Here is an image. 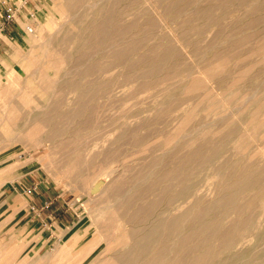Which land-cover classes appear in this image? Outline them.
Listing matches in <instances>:
<instances>
[{"label":"rangeland","instance_id":"1","mask_svg":"<svg viewBox=\"0 0 264 264\" xmlns=\"http://www.w3.org/2000/svg\"><path fill=\"white\" fill-rule=\"evenodd\" d=\"M110 1L33 2L53 41L26 48L22 40V77L0 87V264H91L103 237L117 228L143 233L159 214L176 217L178 236H189L183 243L165 236L164 264L202 254L201 264H264V0ZM116 43L127 53L118 57ZM31 126L40 145L21 139ZM70 140L81 158L72 170L73 146L57 145ZM115 166L124 177L141 171L126 190L157 182L141 204L179 179L190 190L93 239L95 217L112 201L87 205L84 176L106 168V180ZM172 171L174 179H161ZM73 231L81 237L59 251Z\"/></svg>","mask_w":264,"mask_h":264},{"label":"bare ground","instance_id":"2","mask_svg":"<svg viewBox=\"0 0 264 264\" xmlns=\"http://www.w3.org/2000/svg\"><path fill=\"white\" fill-rule=\"evenodd\" d=\"M89 1V0H87ZM110 1V0H109ZM117 0H111L110 3L112 6L116 4ZM97 3V2H93ZM92 3V5H93ZM84 4V3H83ZM82 4V5H83ZM104 5V4H103ZM134 5V4H133ZM94 6V5H93ZM93 6H91L93 8ZM129 7V6H128ZM125 11V10H124ZM122 11V12H124ZM125 15V14H124ZM46 14L42 13V11L38 10L37 14V27L34 29V32L32 34L26 35L23 39V47H30L34 42L41 41L44 44H49L53 41V35L49 34L47 31L46 26L44 25V20H45ZM108 18V17H107ZM132 19V18H131ZM105 20V19H104ZM126 20V19H125ZM161 20V19H159ZM50 25L55 24L53 19L47 20ZM110 21V20H109ZM105 22V21H104ZM102 22L101 24L98 25L96 28V32L101 36L103 30H104V25L105 23ZM107 22V21H106ZM157 22H159L157 20ZM108 24V23H107ZM111 26V25H110ZM130 26V25H129ZM114 27V26H113ZM120 28V27H119ZM93 33V32H92ZM121 34V31L118 29L117 32H113L112 34V39H115L116 36H119ZM47 35V36H46ZM99 35H97L99 37ZM102 37V36H101ZM121 38V37H120ZM118 43V42H117ZM116 43V45H118ZM115 45V44H114ZM125 45V44H123ZM13 49L16 51H21L23 48L16 44L12 43ZM116 48V47H115ZM156 48V47H155ZM129 47L128 45L122 46L118 45L115 52L117 53L118 57L120 55H123L127 53ZM46 51V49H45ZM47 52V51H46ZM51 52V51H50ZM23 53V52H22ZM48 54V53H47ZM162 54V53H159ZM158 55V54H157ZM128 58V57H127ZM126 59V58H124ZM115 60V59H114ZM153 60V59H151ZM118 61V60H117ZM121 61V60H120ZM24 62V61H23ZM140 62V61H139ZM120 63V62H119ZM25 64V63H24ZM45 66H48L50 64L49 61H45L43 63ZM126 64V62H125ZM132 64V63H131ZM130 64V65H131ZM141 64V63H140ZM96 66V65H95ZM149 69V68H148ZM162 69V68H161ZM37 70V69H36ZM98 70V69H96ZM123 71V70H122ZM128 71V70H127ZM149 71V70H148ZM97 72V71H96ZM139 73V71H137ZM99 73V72H98ZM141 73V72H140ZM121 74V73H120ZM136 74V73H135ZM140 75V74H139ZM150 75V74H149ZM165 75V74H164ZM208 74H206L207 76ZM136 76V75H135ZM188 76V75H187ZM190 76V75H189ZM139 77V76H137ZM168 77V76H167ZM203 77V76H202ZM201 77V78H202ZM205 77V75H204ZM203 77V78H204ZM191 78H193L191 76ZM198 78V76H197ZM195 77V79H197ZM200 77L199 79L202 80ZM162 79V78H161ZM167 79V78H166ZM169 79V78H168ZM198 79V80H199ZM170 80V79H169ZM194 79H192L193 81ZM199 80V82H200ZM96 81V80H95ZM165 81V80H164ZM196 81V80H195ZM194 81V82H195ZM204 81V79H203ZM205 79V83H206ZM191 82V80H190ZM110 83V82H109ZM112 83V82H111ZM193 83V82H192ZM201 83V82H200ZM198 84V83H197ZM196 84V85H197ZM112 85V84H110ZM115 85V84H114ZM188 85V83H187ZM195 85V84H194ZM208 85V81H207ZM96 86V85H95ZM126 86V85H125ZM199 86V85H198ZM147 87V86H146ZM197 87V86H196ZM200 87V86H199ZM96 88V87H95ZM192 88V87H189ZM99 89V88H98ZM109 89V88H108ZM205 90V89H204ZM184 91H186L184 89ZM107 93V91H105ZM137 92V91H136ZM104 93V92H103ZM111 93V92H110ZM109 93V94H110ZM135 93V90L132 92V94ZM207 93V92H206ZM86 94H90L88 91ZM97 94V93H96ZM223 94V93H222ZM87 95V96H88ZM82 96V95H81ZM105 96V95H104ZM218 97V96H217ZM75 112H77V109H74ZM71 112H73L71 110ZM10 110L5 113V120H10ZM76 115V113H74ZM40 115V114H39ZM237 119V117H235ZM253 119V118H252ZM251 120V118H250ZM34 121V118L32 119ZM248 122V121H247ZM38 128L36 126H31L30 129L24 133L23 138H21L24 142L27 140L28 142L32 141L33 144H39V141L36 139V132ZM183 131V130H182ZM246 131V130H245ZM247 132V131H246ZM249 133V132H248ZM54 134V135H53ZM53 134L50 135V138L55 137L57 134L54 132ZM182 134V133H181ZM206 135V132H205ZM229 135V134H228ZM252 137V136H251ZM250 137V138H251ZM168 138V137H167ZM170 138V137H169ZM168 138V139H169ZM26 139V140H24ZM143 139V138H142ZM14 140H17L14 138ZM140 141V140H139ZM171 141V138H170ZM165 142V141H164ZM169 143V142H168ZM167 143V144H168ZM28 144V143H26ZM30 144V143H29ZM204 144V143H203ZM58 146L65 147V146H73L72 150H70V154L74 155L75 149H77V144L76 142H72L71 140L69 142H64V143H59L57 144ZM190 145V144H189ZM201 145V144H200ZM30 146V145H29ZM75 146V149H74ZM31 147V146H30ZM262 151V149H261ZM44 152V151H43ZM53 152H51L52 154ZM55 153V152H54ZM263 153V152H261ZM44 154V153H43ZM47 153H45L46 155ZM258 154V153H257ZM36 155V154H34ZM39 155V154H38ZM50 155V152L49 154ZM69 153L67 156L64 158H68ZM71 157L72 163L71 165L68 164V167L71 168L69 170L75 169L80 161L81 158L78 155H74ZM255 155V154H254ZM37 156V155H36ZM35 156V157H36ZM52 156V155H51ZM51 156H49L51 158ZM71 155H69L70 157ZM251 156V155H250ZM258 156V155H257ZM45 157V156H42ZM48 157V158H49ZM254 158V157H253ZM62 159V158H61ZM69 159V158H68ZM256 159V157L254 158ZM45 161V160H43ZM49 161V160H48ZM68 161V160H66ZM70 161V160H69ZM85 161V159H84ZM166 162V161H165ZM173 162V161H171ZM191 162V160H190ZM48 163V162H47ZM70 163V162H67ZM144 164V163H143ZM151 164V163H150ZM154 164V163H153ZM121 165V164H120ZM14 166V165H13ZM71 166V167H70ZM118 166V165H117ZM115 166V169L116 167ZM143 166V165H142ZM141 166V167H142ZM121 167V166H120ZM119 167V168H120ZM125 167V166H124ZM130 167V166H129ZM137 167V166H136ZM139 167V165H138ZM144 167V166H143ZM153 167V166H152ZM114 168V167H113ZM146 168V167H145ZM182 168V167H181ZM245 168V167H244ZM110 169L109 171L110 178L106 180H102L101 177L103 173L106 172V168L103 169L100 173H94L92 175H87L88 177L85 178L84 176V183H83V188L86 193L87 197V205L90 203L97 201V198H102L103 203L104 202H111L112 204L106 205L101 212H99L98 215L95 217L94 221V226L96 227V233L93 237L97 238L105 233V230H107L108 227H112L116 222L120 221L121 219L126 218V220H131L133 223L140 222L144 218H148L150 216H153L155 213V209L158 202L160 201V198L164 199L166 203V207H170L171 204L176 201H178L181 198H185L186 192L190 190V187L188 185H185V179H179L177 184L173 186L169 185L166 186L165 188L162 189L161 193L156 195L155 197L152 198L147 203L141 204L140 201H142L144 195L151 194L155 189H157V182L151 183L147 188H137L134 189V187H128L126 190V185H130L131 182L139 183L138 182V177L141 171L134 175L132 178V175L129 173L128 176L122 175V173L119 172V169ZM137 169V168H136ZM237 169V168H236ZM139 170V169H138ZM259 170V169H258ZM108 171V170H107ZM121 171V170H120ZM130 171V170H129ZM144 171V170H142ZM152 171V170H151ZM135 172V171H134ZM147 172V171H146ZM149 172V171H148ZM126 173V172H124ZM241 173V172H240ZM245 173V172H243ZM127 174V173H126ZM177 171H172L170 174L165 173L161 176V179L164 178L165 180H168L169 177L174 179V176L177 175ZM242 174V173H241ZM143 175V174H141ZM170 175V176H169ZM129 176H131L129 180ZM228 176V173H227ZM188 177V176H187ZM185 177V178H187ZM249 177V176H248ZM170 178V179H171ZM190 179V177H189ZM133 180V181H132ZM242 182L241 180H239ZM163 182V181H162ZM221 183L222 180H221ZM4 183H1L2 185ZM226 184V183H225ZM235 185V184H234ZM227 188V187H226ZM95 189V190H94ZM126 190V191H125ZM226 190V189H225ZM222 190V191H225ZM217 191V190H215ZM124 192V193H123ZM218 197V196H217ZM243 197V196H242ZM213 197H211L212 199ZM233 199V194H230L227 196V199L225 201H231ZM224 201V202H225ZM115 202V203H113ZM232 202V201H231ZM230 202V203H231ZM93 203V204H94ZM161 203V202H160ZM203 203V202H202ZM207 203V202H206ZM205 203V204H206ZM97 204V203H96ZM100 204V202L98 203ZM105 204V203H104ZM101 204V207L102 205ZM92 205V204H91ZM95 205V204H94ZM209 205V204H208ZM93 206V205H92ZM92 206L89 209L90 211L93 210ZM99 205H97L98 207ZM160 206V205H159ZM133 207L132 212L129 214L128 211L129 209ZM178 207V206H177ZM176 207V208H177ZM182 207V206H181ZM204 207V206H203ZM100 208V207H99ZM205 208V207H204ZM240 208V207H239ZM245 208V207H244ZM243 208V210H244ZM239 210V209H238ZM242 210V209H241ZM89 211V212H90ZM196 212V211H195ZM202 212V211H201ZM200 213V212H199ZM203 213V212H202ZM239 213V211L237 212ZM245 213V212H244ZM197 214V213H196ZM205 214V213H204ZM162 214L156 215L153 220L150 222V227L148 228L147 231H144L143 233L140 232V230L136 228H131L130 230L124 229L123 231H120L119 228H117L118 233L117 234H109L107 237H103L102 239V244H104V248H102L101 252L95 256V258L92 260L91 264H164L167 261V257L170 255L168 254L170 249H168L166 246H164V238L168 234H172L176 236V241L179 243L185 242L189 236H178L179 232V224L178 220L176 217L173 219L169 220L171 217H169L166 221H164L161 217ZM241 215V214H238ZM93 216V215H92ZM91 216V217H92ZM199 216V215H197ZM250 216V215H249ZM245 217V216H244ZM94 220V217H92ZM178 218V217H177ZM201 219V218H199ZM237 220V219H236ZM191 221V220H190ZM236 223V222H235ZM238 223V222H237ZM136 225V224H135ZM77 226V225H76ZM228 228V227H227ZM182 229V228H181ZM109 230V229H108ZM107 230V231H108ZM187 230V229H186ZM120 231V232H119ZM181 231V230H180ZM192 235V234H191ZM81 235L77 234L76 232H71L68 235L67 240L65 243H60L58 246L59 251H64L66 248L71 246L74 242H76ZM221 237V236H220ZM225 239V238H224ZM223 239V240H224ZM92 240V239H91ZM101 244V245H102ZM195 248V247H194ZM188 250V249H187ZM190 252H193V247L192 249H189ZM186 252V251H184ZM173 255V254H172ZM177 256V255H176ZM190 256V255H189ZM204 254L196 256L195 258H192L187 264H201L202 259H204ZM182 256L177 257L175 259V264H182ZM185 261V260H184Z\"/></svg>","mask_w":264,"mask_h":264},{"label":"crops","instance_id":"3","mask_svg":"<svg viewBox=\"0 0 264 264\" xmlns=\"http://www.w3.org/2000/svg\"><path fill=\"white\" fill-rule=\"evenodd\" d=\"M25 1H28V3L20 11L22 20H26V11L29 8H31V5L35 6L36 11H38L39 9L36 7V4L33 3L35 0L33 2H31V0H25ZM4 4H9V3L8 2L4 3V1L2 0L0 2V9ZM10 4L14 5L13 3ZM18 5L16 4L15 6ZM36 24H37V20H36ZM22 35L23 33H21L19 28L15 25L8 26L3 31V33L0 34V87L3 84H5L10 77H12L13 79H20L22 77L21 71H24V68L22 67L24 66L23 60L26 58L24 56L25 52L23 50L18 52L14 50L13 47L11 46L12 45L11 43L13 44L16 43L21 45L22 40L24 39ZM3 45H8L10 49L8 50L2 49Z\"/></svg>","mask_w":264,"mask_h":264},{"label":"built area","instance_id":"4","mask_svg":"<svg viewBox=\"0 0 264 264\" xmlns=\"http://www.w3.org/2000/svg\"><path fill=\"white\" fill-rule=\"evenodd\" d=\"M27 1L22 2V4L15 5H5L0 9V34L11 25H15L19 28L20 32L26 35L32 34L34 32V27L36 24V12L35 8L31 7L26 11V20L21 19L20 11L25 7Z\"/></svg>","mask_w":264,"mask_h":264}]
</instances>
